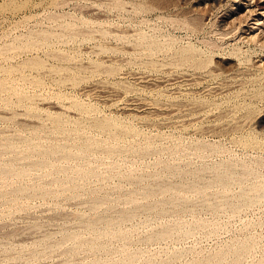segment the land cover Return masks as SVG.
Here are the masks:
<instances>
[{
	"label": "rangeland",
	"instance_id": "rangeland-1",
	"mask_svg": "<svg viewBox=\"0 0 264 264\" xmlns=\"http://www.w3.org/2000/svg\"><path fill=\"white\" fill-rule=\"evenodd\" d=\"M114 1L0 0V264H264V0Z\"/></svg>",
	"mask_w": 264,
	"mask_h": 264
},
{
	"label": "bare ground",
	"instance_id": "bare-ground-1",
	"mask_svg": "<svg viewBox=\"0 0 264 264\" xmlns=\"http://www.w3.org/2000/svg\"><path fill=\"white\" fill-rule=\"evenodd\" d=\"M97 1L99 2V0H97ZM109 1H110V0H109ZM116 1H117V0H116ZM116 1H114V2H116ZM119 3H120V1H119ZM110 6H112V5H110ZM118 6H119V5H118ZM115 7H116V6H115ZM110 9H111V8H110ZM117 10H118V9H117ZM196 20H197V19H196ZM181 21H182V20H181ZM184 22H185V21H184ZM191 22H192V21H191ZM187 23H188V22H187ZM193 24H194V23H193ZM179 25H180V24H179ZM129 26H130V25H129ZM200 26H201V24H200ZM139 27H140V26H139ZM195 27H197V25H196ZM190 28H192V26H191ZM122 29H123V28H122ZM141 29H142V28H141ZM137 30H138V29H137ZM193 30H194V29H193ZM200 30H201V28H200ZM106 31H107V30H106ZM134 31H135V30H133V32H134ZM138 31H139V30H138ZM142 31H143V30H142ZM142 31H141V32H142ZM144 31H145V30H144ZM188 31H189V30H188ZM74 32H75V31H74ZM128 32H129V31H128ZM133 32H131V33H133ZM146 32H147V30H146ZM152 32H153V31H152ZM92 33H93V32H92ZM118 33H119V32H118ZM147 33H148V32H147ZM226 33H227V32H226ZM119 34H120V33H119ZM126 34H128V33H126ZM139 34H140V33H139ZM147 35L150 36V34H147ZM152 37H153V36H152ZM156 37H157V36H156ZM128 38H129V37H128ZM145 38H147V37H145ZM153 38L155 39V37H153ZM123 39H124V38H123ZM134 39H135V38H134ZM154 39H153V40L151 39V40L153 41V43H154ZM156 39H157V38H156ZM145 41H146V39H145ZM148 41H149V40H148ZM159 41H160V40H159ZM168 41H169V40H168ZM168 41H167V42H168ZM172 41H173V40H172ZM172 41H171V43H170V42H168V43H170V44L173 45V44H174V43H173L174 41H173V42H172ZM149 42H150V41H149ZM143 43H144V41H143ZM143 43H142V44H143ZM150 43H151V42H150ZM153 43H151V44H153ZM156 43H157V41H156ZM164 43H165V41H164ZM164 43H163V44H164ZM158 44H160V46H161V42H159ZM145 45H146V44H145ZM172 45H171V46H172ZM185 45H186V44H185ZM209 45L211 46V44H208V46H209ZM146 46H147V45H146ZM146 46H145V47H146ZM152 46H153V45H152ZM152 46H151V47H152ZM168 46H169V45H168ZM175 46H176V45H175ZM183 46H184V45H183ZM186 46H187V45H186ZM191 46L194 47L193 45H191ZM195 46H196V45H195ZM132 47H133V46H132ZM147 47H148V46H147ZM147 47H146V48H147ZM153 47H154V46H153ZM161 47H162V46H161ZM149 48H150V47H149ZM154 48H155V47H154ZM154 48H153V49H154ZM156 48H157V47H156ZM159 48H160V47H159ZM174 48H175V47H174ZM177 48H178V47H177ZM180 48H181V47H180ZM137 49H138V48H137ZM137 49L135 48V52H134V53H136ZM161 49H162V48H161ZM168 49H169V48H168ZM178 49H179V48H178ZM187 49H188V47H187ZM196 49H198V48H196ZM123 50H124V49H123ZM123 50H122V51H123ZM175 50H176V49H175ZM188 50H190V49H188ZM145 51H146V50H145ZM149 51H150V50H149ZM154 51H155V50H154ZM156 51H157V50H156ZM160 51H161V50H160ZM165 51H166V50H165ZM167 51H168V50H167ZM181 51H182V50H181ZM181 51H180V52H181ZM185 51H186V50L184 49V53H186ZM197 51L199 52V50H197ZM241 51H242V50H241ZM123 52H125V51H123ZM132 52H133V49H132ZM139 52H140V50H139ZM162 52H163V50H162ZM190 52H193V51L190 50ZM125 53H126V52H125ZM130 53H131V52H130ZM137 53H138V52H137ZM137 53H136V55H137V57H138V54H139V53H138V54H137ZM142 53H143V52H142ZM152 53H153V50H152ZM154 53H155V52H154ZM163 53H164V52H163ZM169 53H170V51H169ZM187 53H188V52H187ZM187 53H186V54H187ZM233 53H236V52H233ZM241 53H242V52H241ZM241 53H236V54H234V55L237 56L238 54H241ZM127 54H128V53H127ZM143 54H144V53H143ZM155 54H156V53H155ZM161 54H162V53H161ZM161 54H160V55H161ZM176 54H177V53H176ZM190 54H191V53H190ZM205 54H206V53H205ZM148 55H149V54H148ZM183 55H185V54H183ZM63 56H64V54H63ZM65 56H66V55H65ZM139 56H140V54H139ZM153 56H155V55H152V57H153ZM179 56H180V55H179ZM200 56H202V55H200ZM200 56H199V57H200ZM249 56H250V55H249ZM132 57H133V56H132ZM134 57H136V56H134ZM156 57H157V56H156ZM156 57H155V58H156ZM167 57H168V56H167ZM188 57H189V61H190V57H191V55L188 56ZM238 57H239V56H238ZM193 58H194V56H193ZM196 58H197V56H196ZM65 59H66V57H65ZM132 59H133V58H132ZM136 59H137V58H136ZM151 59H152V58H151ZM200 59H201V57H200ZM211 59H212V58H211ZM239 59H240V58H239ZM134 60H135V59H134ZM134 60H133V61H134ZM149 60H150V59H149ZM149 60H148V61H149ZM155 60H156V59H155ZM158 60H159V59H158ZM172 60H173V59H172ZM31 61H32V60H31ZM136 61H137V60H135V62H136ZM139 61H141V60H139ZM139 61H138V63H139ZM148 61H147V62H148ZM150 61L152 62V60H150ZM161 61H162V60H161ZM178 61H179V60H178ZM178 61H177V62H178ZM204 61H205V60H204ZM162 62H163V61H162ZM185 62H186V61H185ZM193 62H194V61H193ZM197 62H198V61H197ZM27 63H28V62H27ZM29 63H31V62H29ZM29 63H28V64H29ZM38 63H39V62H38ZM40 63H41V61H40ZM141 63H142V62H141ZM178 63H179V62H178ZM186 63H187V62H186ZM33 64H35V63H33ZM146 64H147V63H146ZM154 64H155V63H154ZM156 64H157V63H156ZM156 64H155V65H156ZM163 64H164V63H163ZM188 64H189V63H188ZM203 64H204V63H203ZM133 65H136V64H133ZM151 65H152V64H151ZM159 65H161V62H160ZM174 65H175V63H174ZM184 65H187V64H184ZM191 65H192V64L190 63V66H191ZM201 65H202V64H201ZM201 65H200V66H201ZM23 66H24V64H23ZM25 66H26V65H25ZM25 66H24V67H25ZM136 66H137V65H136ZM162 66H163V65H162ZM192 66H194V65H192ZM144 67H145V66H144ZM156 67H157V66H156ZM176 68H177V67H176ZM203 68H205V66H203ZM211 68H212V67H211ZM143 69H144V68H143ZM159 69H160V68H159ZM150 70H151V69H150ZM154 70H158V69L156 68V69H154ZM200 70H202V69H200ZM204 70H205V69H204ZM212 70H214V69L212 68ZM209 71H210V69H209ZM142 72H143V71H142ZM144 72H145V71H144ZM146 72H147V71H146ZM148 72H149V70H148ZM148 72H147V73H148ZM195 72H196V71H195ZM199 73H200V72H199ZM207 73H208V72H207ZM139 74H140V73H139ZM149 74H150V73H149ZM211 74H213V73H211ZM200 75H201V74H200ZM207 76H208V75H207ZM210 76H211V75H210ZM213 76H214V75H213ZM185 77H186V76H185ZM138 78H139V77H138ZM177 78H178V77H177ZM219 78H220V77H219ZM174 81H175V80H174ZM1 82H2V81H1ZM191 82H192V81H191ZM203 82H204V81H203ZM205 83H207V82H205ZM231 83H232V82H231ZM1 84H2V83H1ZM1 84H0V85H1ZM235 84H236V83H235ZM4 85L6 86L7 84H4ZM240 85H241V84H240ZM242 85H243V84H242ZM242 85H241V86H242ZM244 85H245V84H244ZM244 85H243V87H244ZM5 86H4V87H5ZM2 87H3V85H2ZM195 87H196V86H195ZM238 88H240V86H239ZM241 88H242V87H241ZM250 88H251V87H250ZM0 89H1V88H0ZM3 89H4V88H3ZM191 89H192V88H191ZM1 90H2V89H1ZM234 90H235V89H234ZM236 93H237V92H236ZM245 93H246V92H245ZM263 95H264V94H263ZM241 101H242V100H241ZM238 102H240V101H238ZM240 103H241V102H240ZM249 104H250V103H249ZM249 104H248V105H249ZM227 105H228V104H227ZM234 106H235V105H234ZM196 108H197V107H196ZM243 108H244V107H243ZM79 109H80V108H79ZM29 110H30V109H29ZM245 110H246V109H245ZM252 110H253V109H252ZM171 112H172V111H171ZM173 112H174V111H173ZM242 112H243V111H242ZM31 113H32V112H31ZM234 113H235V112H234ZM222 114H223V113H222ZM238 114H239V113H238ZM188 115H189V114H188ZM218 116H219V115H218ZM224 116H225V115H224ZM229 116H230V115H229ZM238 116H239V115H238ZM50 117H51V116H50ZM56 117H57V116H56ZM56 117L54 116V118H56ZM220 117H221V116H220ZM58 118H59V117H58ZM251 118H252V117H251ZM54 120H55V119H54ZM54 120H53V122H54ZM60 120H61V119H60ZM60 120H55V123L59 122ZM102 120H103V118H102ZM110 120H112V119H110ZM110 120H109V121H110ZM104 121H105V119H104ZM109 121H108V122H106V121H105V122L101 121V122H98V123H97V121H96L95 123H97V126H99V128H100V130H101V127H102V129H103V128L107 127L108 124L111 123V121H110V123H109ZM112 121H113V120H112ZM114 121H117V120L114 119ZM114 121H113V122H114ZM113 122H112V123H113ZM117 122H118V121H117ZM243 122H244V121H243ZM247 122L249 123V121H247ZM60 123H61V121H60ZM60 123H58V124L60 125ZM81 123H82V122H81ZM112 123H111V124H112ZM114 123H116V122H114ZM114 123H113L112 125H114ZM118 123H119V122H118ZM118 123H116V124H118ZM62 124H64V123H62ZM116 124H115V126H112V128H113V127H116V128H117ZM59 125H56V126H54V127L56 128V127H58ZM94 125H95V124H94ZM119 125H121V126H119V127L122 128V124H119ZM60 126H61V125H60ZM226 126H227V125H226ZM241 126H242V125H241ZM244 126H245V125H244ZM54 127H53V128H54ZM62 127H64V126L62 125ZM93 127H94V126H93ZM93 127H92V128H93ZM123 127H124V126H123ZM99 128H98V129H99ZM110 128H111V125H110V127L107 128V129H110ZM116 128H115V130H116ZM121 128H118V129L122 130ZM60 129H62V128H60ZM96 129H97V128H96ZM98 129H97V130H98ZM107 129H106V130H107ZM118 129H117V130H118ZM36 130H37V129H36ZM55 130H57V128H56ZM106 130H105V131H106ZM117 130H116V131H117ZM230 130H231V129H230ZM98 131H99V130H98ZM101 131H102V130H101ZM103 131H104V130H103ZM107 131H108V130H107ZM109 131H111V134L113 133V132H112V129L109 130ZM113 131H114V129H113ZM116 131H115V133H116ZM260 131H261V130H260ZM56 132H58V131H56ZM61 132H62V131H61ZM118 132H119V131H118ZM118 132H117V133H118ZM121 132H123V131H120V133H121ZM80 133H81V132H80ZM80 133H79V134H80ZM115 133H114V134H115ZM76 134H77V132H76ZM79 134H78V135H79ZM84 134H85V133H84ZM84 134H82V135H84ZM118 134H119V133H118ZM64 135H65V134H64ZM66 135H67V134H66ZM82 135L80 134V137H81ZM67 136H68V135H67ZM74 136H77V135H74ZM84 136H85V138H86V135H84ZM87 136H88V135H87ZM109 136H110V135H109ZM113 136H117V135H113ZM252 136H253V135H252ZM259 136H260V135H259ZM88 137H89V136H88ZM249 137H250V136H249ZM69 138H71V136H69ZM72 138H74V137H72ZM72 138H71V139H72ZM113 138H114V137H113ZM247 138H248V137H247ZM250 138H251V137H250ZM75 139H76V138H75ZM75 139H74V140H75ZM83 139H84V138H83ZM83 139H82V140H83ZM86 139H88V138H86ZM89 139L91 140V139H94V138H91V136H90ZM254 139H255V137H254ZM254 139H252V140L254 141ZM256 139H257V138H256ZM72 140H73V139H72ZM76 140H79V141H80L81 139L77 137ZM76 140H75V141H76ZM82 140H81L80 142H82ZM90 140H89V141H90ZM248 140H249V139H248ZM24 141H25V140H24ZM89 141L87 140V143H85V144H86V147H89V148H87V149H90V146L93 144L92 142L89 143ZM92 141H93V140H92ZM244 141H246V140H244ZM253 141H252V142H253ZM257 141H258V139H257ZM22 142H23V141H22ZM22 142H21V143H22ZM27 142H28V140H27ZM72 142H73V141H72ZM85 142H86V140H85ZM98 142H99V141H98ZM254 142H256V141H254ZM10 143H11V142H10ZM10 143H9L8 146H6L7 149H9V146H10V145L12 146V144H13V143H11V144H10ZM14 143H15V142H14ZM18 143H19V142H18ZM23 143H24V142H23ZM73 143H74V142H73ZM83 143H84V140H83ZM95 143H96V139H95ZM99 143H100V142H99ZM99 143H98V144H99ZM246 143H248V142H246ZM1 144H2V143H1ZM3 144H4V143H3ZM3 144H2V147H3ZM16 144H17V143H16ZM55 144H57V143H55ZM76 144H79V143L77 142ZM76 144H75V145H76ZM248 144H249V143H248ZM251 144L253 145V143H250V145H251ZM258 144H259V143H258ZM14 145H15V144H14ZM57 145L59 146L60 144H57ZM57 145H56L55 148H56V149H59L60 147H57ZM68 145H70V144H68ZM73 145H74V144H73ZM100 145H101V144H100ZM100 145L98 146L99 148H100ZM103 145H104V144H102V146H103ZM252 145H251V146H252ZM17 146H19V145H17ZM23 146H25V143H24ZM53 146H54V144H53ZM60 146H62V145H60ZM96 146H97V145H96ZM2 147H1V149H2ZM15 147H16V145H15L14 147H12V148H14V151L19 150V149H15ZM19 147H20V146H19ZM19 147H18V148H19ZM25 147H26V146H25ZM63 147H64V146H63ZM78 147H79V146H78ZM105 147H106V146H105ZM105 147H104V148H105ZM52 148H53V147H52ZM55 148H54V149H55ZM71 148H72V147H71ZM75 148H76V147H75ZM75 148H73V149H75ZM93 148H95V146H94ZM133 148H135V147H133ZM136 148H137V147H136ZM136 148H135V149H136ZM3 149H4V148H3ZM3 149H2L0 152H3ZM10 149H11V147H10ZM20 149H21V148H20ZM22 149L24 150V148H22ZM22 149H21V150H22ZM30 149H31V148H30ZM35 149H36V148H35ZM41 149H42V148H41ZM46 149L48 150V148H46ZM65 149H66V148H65ZM65 149L63 148V150H65ZM95 149H96V148H95ZM95 149H94V151H95ZM111 149H112V148H111ZM5 150H6V149H5ZM12 150H13V149H12ZM21 150H20V152H21ZM38 150H39V149H38ZM49 150H50V148H49ZM51 150H52V149H51ZM66 150H67V151L69 150V152H71L70 148H69V149H66ZM66 150H65V151H66ZM79 150H81V149H79ZM83 150H84V149H83ZM90 150H91V149H90ZM90 150H89V151H90ZM24 151H25V150H24ZM53 151H54V150H53ZM55 151H56V150H55ZM58 151H59V150H58ZM73 151H74V150H73ZM76 151H77V150H76ZM76 151H74V152H76ZM86 151H87V150H86ZM8 152H10V151H8ZM40 152H42V151H40ZM48 152H49V151H48ZM56 152H57V151H56ZM56 152H55V154H56ZM69 152H68V153H69ZM83 152H85V151H83ZM83 152H82V153H83ZM142 152H143V151H142ZM17 153H18V152H17ZM17 153H16V154H17ZM21 153H22V152H21ZM24 153H25V152H24ZM44 153H45V152H43V154H44ZM49 153H50V152H49ZM49 153H47V154H49ZM52 153H54V152H52ZM61 153H62V151H61ZM72 153H73V152H72ZM80 153H81V152H80ZM80 153H79V151H78L77 156H78V154H80ZM90 153H91V152H90ZM18 154H19V153H18ZM63 154H64V152H63ZM63 154H61V155L63 156ZM65 154H66V153H65ZM85 154H86V155H89V154H87V152H85ZM20 155H23V153L20 154ZM25 155H27V154H25ZM49 155L52 156V154H49ZM61 155H59V156H61ZM81 155H82V154H81ZM29 156H30V153H29ZM50 156H49V157H50ZM53 156H54V154H53ZM53 156H52V157H53ZM57 156H58V155H57ZM64 156L66 157V156H68V155H64ZM69 156H71V155H69ZM72 156H74V155H72ZM83 156H84V155H82V157H83ZM16 157H17V155H16ZM40 157H41V156H40ZM78 157H79V156H78ZM84 157H86V156H84ZM30 158H31V157H29L28 159H30ZM41 158H42V160H43L44 156L41 157ZM46 158H47V156L45 157V159H46ZM56 158H57V157H56ZM25 159H27V158H25ZM62 159H64V158H62ZM1 160H2V159H1ZM1 160H0V161H1ZM18 160H19V159H18ZM18 160H17V161H18ZM22 160H23V159H22ZM30 160H31V159H30ZM30 160H29V161H30ZM36 160H37V159H36ZM48 160H49V159H48ZM48 160H46V161H48ZM50 160L52 161V159H50ZM13 161H14V160H13ZM19 161H20V160H19ZM8 162H9V160H8ZM11 162H12V161H11ZM32 162H33V160H32ZM39 162H40V161H39ZM0 163H1V162H0ZM3 163H4V162H3ZM15 163H16V162H15ZM15 163H14V164H15ZM49 163H51V162L49 161ZM49 163H48V164H49ZM52 163H53V162H52ZM52 163H51V165H52ZM54 163H55V161H54ZM54 163H53V164H54ZM228 163H229V162H228ZM234 163H235V162H234ZM14 164L11 163V165H14ZM28 164H29V163H28ZM34 164H35V163H34ZM42 164H43V163H42ZM48 164H47L46 166H47L48 168H50L51 165H48ZM55 164H56V163H55ZM55 164H54V166L56 167ZM2 165H3V164H2ZM2 165H1V166H2ZM5 165L7 166V164H5ZM16 165H18V164L16 163L15 166H16ZM37 165H39V164H37ZM37 165H36V166H37ZM43 165H44V164H43ZM224 165H226V164H224ZM233 165H234V164L232 163V167H233ZM8 166L10 167V164H9ZM15 166H14V169H16V171L13 170V168H12L13 166L11 167V169L13 170V172L18 173L20 170H22V168H20V167H21L20 165H19L18 169H17V166H16V167H15ZM31 166H32V165H31ZM31 166L29 167L30 170H31V168L33 167V166H32V167H31ZM40 166H42V165L40 164ZM46 166H45V167H46ZM49 166H50V167H49ZM226 166H227V165H226ZM236 166H237V165H236ZM236 166L234 165V168H235V169L237 168ZM245 166H246V165H245ZM4 167H5V166H4ZM9 167H5V168H4V171H5L7 168L10 169ZM22 167H23V166H22ZM43 167H44V166H43ZM52 167H53V165H52ZM238 167H239V165H238ZM240 167H241V168H240ZM240 167H239L240 169H244V167H242V166H240ZM247 167H248V166H247ZM1 168H2V167H1ZM19 168H20V170H19ZM24 168H25V167H24ZM26 168H28V167H26ZM29 168H28V169H29ZM58 168H59V167H58ZM208 168H209V167H208ZM220 168H221V167H220ZM220 168H219V170H220ZM227 168H228V166H227ZM234 168H232V169H234ZM248 168L251 170L253 167H252V168L248 167ZM55 169H56V168H55ZM83 169H84V168H83ZM232 169H231V170H232ZM235 169H234V172H236ZM17 170H19V171L17 172ZM24 170H25V169H24ZM57 170H58V169H57ZM57 170H56V171H57ZM221 170H223V169H221ZM227 170H228V169H227ZM227 170H226V171H227ZM229 170H230V169H229ZM238 170H239V169H238ZM246 170H248V169H246ZM252 170H253V169H252ZM256 170H257V169H256ZM6 171H7V170H6ZM8 171H9V170H8ZM214 171L216 172V170H214ZM244 171H245V170H244ZM244 171H243V172H244ZM248 171H249V170H248ZM11 172H12V171H10V175L12 174ZM21 172H22V171H21ZM21 172H19V174H20ZM26 172L29 173V171H26ZM26 172H24V173H26ZM59 172H60V171H59ZM215 172H214V173H215ZM220 172H221V171H220ZM231 172H233V170L230 171V173H231ZM243 172L240 170V173H243ZM249 172H250V171H249ZM8 173H9V172H8ZM22 173H23V172H22ZM27 173H26V174H27ZM77 173H78V172H77ZM79 173H81V172H79ZM217 173H218V172H217ZM223 173H224V172H223ZM223 173H222V174H223ZM238 173H239V172H236V174H238ZM240 173H239V174H240ZM244 173H246V172H244ZM253 173L255 174V173H257V172H255V170H254ZM253 173H252V174H253ZM19 174H18V175H19ZM224 174H226V172H225ZM236 174H235V175H236ZM250 174H251V172L249 173V175H250ZM252 174H251V175H252ZM8 175H9V174H8ZM15 175H16V174H15ZM81 175H82V174H81ZM219 175H220V174H219ZM227 175H229V174H227ZM241 175H242V174H241ZM5 176H7V175H5ZM82 176H83V175H82ZM196 176H197V175H196ZM215 176H216V175H215ZM229 176H230V175H229ZM229 176H228V177H229ZM236 176H238V175H236ZM236 176H235V177L232 176V177L235 179V178H237ZM246 176H247V175H246ZM2 177H3V176H2ZM20 177H21V176H20ZM79 177H80V176H79ZM197 177H198V176H197ZM197 177L194 176V177H193L194 180H193L192 182H194V181H195V178L197 179ZM239 177L242 178L243 176H240V175H239ZM239 177H238V178H239ZM244 177H245V175H244ZM244 177H243V180L245 179ZM15 178H16V177H15ZM218 178H219V177H218ZM238 178H237V179H238ZM241 178H239V182H240V181H243V180H240ZM4 179H5V178H4ZM16 179H18V178H16ZM19 179H20V178H19ZM78 179H79V178H78ZM237 179H235L234 182L231 180L232 183H235V181H236ZM197 180H198V179H197ZM223 180H224V179H223ZM225 180H226V179H225ZM59 181H60V180H59ZM63 181H64V180H63ZM214 181H215V179H214ZM219 181H220V180H219ZM226 181H227V180H226ZM228 181H229V180H228ZM262 181H263V180H261V182H262ZM72 182H73V181H72ZM74 182H75V181H74ZM261 182H260V184H261ZM263 182H264V181H263ZM263 182H262V184H264ZM196 183H197V182H196ZM222 183H223V182H222ZM229 183H231V182H229ZM229 183H228V184H229ZM254 183L256 184L257 182H254ZM258 183H259V182H258ZM67 184H68V183H67ZM184 184H185V183H184ZM194 184H195V183H194ZM199 184H200V183H199ZM216 184L219 185V182H217ZM225 184H227V182L225 183V181H224V185H222V186L225 187ZM228 184L226 185L227 187H228ZM220 185H221V181H220ZM257 185H258V184H257ZM67 186H69V185H67ZM197 186H198V185H197ZM259 186H260V185H259ZM261 186H263V185H261ZM180 187H182V186L180 185ZM189 187H190V186H189ZM193 187H194V185H193ZM193 187H191V188L193 189ZM250 187L252 188L253 185H251ZM250 187H249V188H250ZM257 187H258V186H257ZM257 187H254V188L257 189ZM63 188H64V187H63ZM187 188H188V187H187ZM191 188H190V189H191ZM194 188H195V187H194ZM221 188H222V187H221ZM251 188H250V189H251ZM254 188H252V189H254ZM54 189H55V188H54ZM73 189H74V187H73ZM160 189H161V191H162V188H160ZM182 189H184V186H183ZM182 189H181V190H182ZM192 189H191V190H192ZM223 189H224V188H223ZM225 189H226V188H225ZM243 190H245V189H243ZM246 190H248V189H246ZM246 190H245V191H246ZM258 190H259V189H258ZM258 190H256V192H257ZM43 191H45V190H43ZM170 191H171V189H170ZM170 191H169V192H170ZM224 191H225V190H224ZM253 191H254V190H253ZM253 191H252V192H253ZM29 192H30V191H29ZM34 192H35V191H34ZM46 192H47V191H46ZM163 192H165V190H164ZM166 192H167V190H166ZM169 192H168V193H169ZM173 192H174V191H172L171 193H173ZM176 192H178V191H176ZM196 192H197V190H196ZM254 192H255V191H254ZM254 192H253V193H254ZM32 193H33V192H32ZM38 193H39V192H38ZM146 193H147V192H146ZM171 193H170V194H171ZM174 193H175V192H174ZM245 193H246V192H245ZM250 193H251V192H250ZM250 193H249V194H250ZM258 193H260V192H258ZM36 194H37V193H36ZM152 194H153V193H152ZM176 194H177V193H176ZM176 194H175V195H176ZM246 194H247V193H246ZM246 194H245V195H246ZM260 194H262V195L264 196V188L262 189V191H261ZM150 195H151V194H150ZM165 195H167V194H165ZM173 195H174V194H173ZM237 195H238V194H237ZM241 195H242V194H241ZM247 195H248V194H247ZM247 195H246V196H247ZM251 195H252V194H251ZM132 196H133V195H132ZM177 196H178V195H177ZM222 196H223V193H222ZM242 196H243V195H242ZM246 196H245V197H246ZM253 196L255 197V195H253ZM238 197H240V196H238ZM261 197H262V196H261ZM169 198H170V197H169ZM172 198H173V197H172ZM176 198H177V197H176ZM235 198H237V197H235ZM240 198H241V197H240ZM248 198H249V197H248ZM250 198L253 199V197H250ZM131 199H132V198H131ZM135 199H136V198H135ZM245 199H246V198H245ZM257 199H258V198H257ZM257 199H256V200H257ZM165 200L167 201L168 199H165ZM177 200H178V199H177ZM235 200L238 201V199H235ZM258 200H260V199H258ZM261 200H262V199H261ZM261 200H260V201H261ZM127 201H129V200H127ZM158 201H159V200H158ZM166 201H165V204H166ZM220 201H221V200H220ZM245 201H246V200H245ZM249 201H251V200H249ZM136 202H137V201H136ZM161 202H162V201H161ZM240 202H242V200H241ZM246 202H247V201H246ZM246 202H245V203H246ZM130 203H131V202H130ZM132 203H133L132 205H135L134 202H132ZM155 203H156V202H155ZM162 203H163V202H162ZM168 203H170V202H168ZM174 203L176 204V202H174ZM238 203H239V202H238ZM243 203H244V202H243ZM136 204H137V203H136ZM138 204H139V203H138ZM172 204H173V203H171L170 205H172ZM239 204H241V203H239ZM107 205H108V204H107ZM166 205H167V204H166ZM230 205L232 206L233 204H230ZM235 205H236V203H235ZM96 206H97V205H96ZM152 206H154V205H152ZM173 206H174V205H173ZM157 207H158V206H157ZM167 207H169V205H167ZM232 207H235V206H232ZM94 208H95V207H94ZM132 208H133V207H132ZM136 208H137V207H136ZM162 208H163V207H162ZM165 208H166V207H165ZM171 208H172V206H171ZM235 208H236V207H235ZM126 210H127V209H126ZM131 210H132V209H131ZM163 210H164V209H163ZM130 213H131V212H130ZM122 214H123V213H122ZM124 214H125V213H124ZM128 214H129V213H128ZM127 216H128V215H127ZM129 218H130V216H129ZM129 218H128V219H129ZM119 219H120V218H119ZM123 219L125 220L126 218L123 217ZM124 220H123V221H124ZM90 225H91V224H90ZM92 225H93V224H92ZM94 225H96V224H94ZM92 227H93V226H92ZM164 227H165V226H164ZM166 227H167V226H166ZM180 227H181V226H180ZM183 227H184V226H183ZM89 228H90V227H89ZM95 228H96V226H95ZM95 228H94V229H95ZM167 228H168V227H167ZM167 228H166V229H167ZM172 228H173V227H172ZM172 228L170 227V229H172ZM174 228H178V226H176V227H174ZM174 228H173V229H174ZM90 229H91V228H90ZM94 229H93V230H94ZM168 229H169V228H168ZM168 229H167V230H168ZM188 229H189V228H188ZM93 230L91 229L90 231H93ZM163 230H164V229H163ZM177 230H179V229H177ZM177 230H176V231H177ZM160 231H161V230H160ZM160 231H159V232H160ZM168 231H169V230H168ZM168 231H167V232H168ZM171 231H172V230H171ZM174 231H175V230H174ZM174 231H173V232H174ZM180 231H181V230H180ZM185 231H186V230H185ZM187 231L190 232L189 230H187ZM161 232H163V231H161ZM167 232H166V233H167ZM173 232H172V233H173ZM166 233H165V234H166ZM169 233H170V232H169ZM66 234H67V233H66ZM66 234H65V235H66ZM73 234H75V233H73ZM160 234H162V233H160ZM165 234H164V236H165ZM68 235H70V233H69ZM166 235H168V234H166ZM170 235H171V234H170ZM73 236H75V235H73ZM162 236H163V234H162ZM75 237L78 238V236H75ZM159 237H160V236H159ZM165 237H166V236H165ZM69 238H70V237H69ZM155 238H158V235H157V237H155ZM160 238H161V237H160ZM163 238H164V237H163ZM75 239H76V238H75ZM242 243H244V242H242ZM245 243H247V242H245ZM245 243H244V244H245ZM240 244H241V243H240ZM240 246H241V245H239V247H240ZM242 246H244V245H242ZM245 246H246V248L248 247L247 244H246ZM245 246H244V247H245ZM237 247H238V246H237ZM237 247H236V248H237ZM237 249H239V248H237ZM242 249H243V247H242ZM239 250H240V249H239ZM239 250H238V251H239ZM245 250H247V249H245ZM227 251H228V250H227ZM238 251H237V252H238ZM240 252H241V251H240ZM244 252H245V251H244ZM244 252H242V253H244ZM247 252H248V251H247ZM218 253H219V252H218ZM220 253H221V252H220ZM220 253H219V254H220ZM233 253L235 254L236 251H235V252L233 251ZM242 253H241V254H242ZM222 254H223V252H222ZM222 254H221V257H222ZM239 254H240V253H239ZM239 254H238L237 257H239ZM235 255H236V254H235ZM214 256H216L217 258L220 257L219 255L217 256V254L214 255ZM214 256H213V259H214ZM240 256H241V255H240ZM242 256H243V254H242ZM223 257H224V256H223ZM226 257H227V256H226ZM210 258H211V257H210ZM217 258H215V259H216L217 261H218V259H219V261H220V258H218V259H217ZM240 258H241V257H240ZM207 259H208V258H207ZM213 259H212V261H213ZM223 259H225L224 261H226V258H225V257H224ZM223 259L221 258V260H223ZM126 260H127V259H126ZM131 260L133 261V259H131ZM235 260H237V259H235ZM127 261H128V260H127ZM129 261H130V258H129ZM129 261H128V262H129ZM214 261H215V260H214ZM217 261H215V264L217 263ZM130 262H131V261H130ZM130 262H129V264H130ZM222 262H223V261H222ZM94 263H95V262H94ZM98 263H99V262H98ZM98 263H97V264H98ZM119 263H120V262H119ZM119 263H117V264H119ZM121 263H123V261H122ZM124 263H125V261H124ZM124 263H123V264H124ZM131 263H132V262H131ZM208 263H209V262H208ZM210 263H211V261H210ZM220 263H221V261H220ZM125 264H126V263H125ZM212 264H214V262H213ZM218 264H219V263H218ZM229 264H230V263H229Z\"/></svg>",
	"mask_w": 264,
	"mask_h": 264
}]
</instances>
